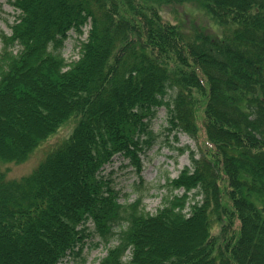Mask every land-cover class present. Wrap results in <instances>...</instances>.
Returning <instances> with one entry per match:
<instances>
[{"label": "trees", "instance_id": "1", "mask_svg": "<svg viewBox=\"0 0 264 264\" xmlns=\"http://www.w3.org/2000/svg\"><path fill=\"white\" fill-rule=\"evenodd\" d=\"M0 1L17 13L0 35V166L78 117L29 177L0 171V264H59L93 239L98 264H264V0H200L220 37H187L152 6L186 0ZM87 26L67 64L68 34ZM161 107L200 156L151 215L102 171L115 156L139 170Z\"/></svg>", "mask_w": 264, "mask_h": 264}, {"label": "rangeland", "instance_id": "2", "mask_svg": "<svg viewBox=\"0 0 264 264\" xmlns=\"http://www.w3.org/2000/svg\"><path fill=\"white\" fill-rule=\"evenodd\" d=\"M0 3V35H10V26L13 25L17 13L12 7L1 1ZM205 5L200 0L152 4L165 21L176 25L187 37L200 31L207 32L210 36L220 37L224 28L213 19ZM88 30L89 26L84 29V34L80 38L72 32L68 34V39L61 52L67 64L78 60L79 46L86 40ZM1 48L0 40V51ZM53 99L55 102L64 103L61 96ZM49 104L50 109L54 108L50 101ZM7 110L8 108L4 112L6 113ZM57 110L59 109L57 108ZM40 122L38 120L37 124L40 125ZM77 124L78 117L69 116L54 132L41 140L25 160L1 165L0 171L4 173L5 180L20 181L29 177L47 156L69 139ZM150 127L156 140L149 150L137 153L136 162L139 165V170L137 171L136 167L131 165L129 159L115 156L111 163L104 166L102 175L108 176L113 181V185L119 192L120 204L128 205L140 198L144 211L154 215L161 208L162 200L167 194L166 180L175 179L185 167L190 166L189 152H194L196 158H199L200 143L189 139L184 134L174 136V133L166 131L167 109L165 107L156 110ZM175 194L181 195L182 191H176ZM95 243H98L97 239L88 241L80 255L67 256L59 264H98L106 255V251L101 244L95 247Z\"/></svg>", "mask_w": 264, "mask_h": 264}]
</instances>
